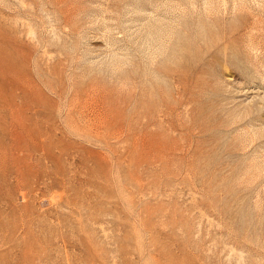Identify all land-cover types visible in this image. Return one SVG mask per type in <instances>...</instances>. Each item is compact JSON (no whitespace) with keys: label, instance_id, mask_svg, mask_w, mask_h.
<instances>
[{"label":"rangeland","instance_id":"rangeland-1","mask_svg":"<svg viewBox=\"0 0 264 264\" xmlns=\"http://www.w3.org/2000/svg\"><path fill=\"white\" fill-rule=\"evenodd\" d=\"M0 264H264V0H0Z\"/></svg>","mask_w":264,"mask_h":264}]
</instances>
